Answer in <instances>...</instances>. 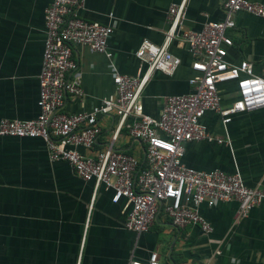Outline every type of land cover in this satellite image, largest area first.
Segmentation results:
<instances>
[{
    "label": "crops",
    "instance_id": "0c3cea01",
    "mask_svg": "<svg viewBox=\"0 0 264 264\" xmlns=\"http://www.w3.org/2000/svg\"><path fill=\"white\" fill-rule=\"evenodd\" d=\"M181 0H84L80 18L112 27L107 51L115 71L143 74L134 52L142 40L160 45L167 29L170 4ZM264 5V0H248ZM50 0H0V120H33L38 115L37 76L43 48V10ZM111 15V16H109ZM223 19L218 0H185L184 30L198 31L205 22ZM226 31L231 46L225 61L250 62L264 74V19L246 13L233 16ZM168 51L180 63L171 76L148 75L141 91L142 113L157 117L165 96L187 94L194 75L185 45L174 39ZM71 58L80 76L81 98L67 97L63 111H89L113 91L109 61L73 45ZM221 104L234 100L233 82L218 85ZM199 123L227 144L191 141L181 162L197 171L239 174L249 188L264 189V108L230 116L226 124L212 112ZM115 117L98 121L99 134L85 156L111 145L142 160V146L121 129L112 140ZM111 191L82 181L64 162L50 161L39 138L0 137V264H128L145 261L151 252L159 264H264V201L237 219L234 201L201 204L198 214L211 231L198 226L175 229L161 216L144 233L124 228L123 199L110 201ZM215 250L220 254L214 256Z\"/></svg>",
    "mask_w": 264,
    "mask_h": 264
},
{
    "label": "built area",
    "instance_id": "2783aa9c",
    "mask_svg": "<svg viewBox=\"0 0 264 264\" xmlns=\"http://www.w3.org/2000/svg\"><path fill=\"white\" fill-rule=\"evenodd\" d=\"M218 3L223 19L205 22L198 31L181 27L185 0L170 4L162 43L140 42L134 57L145 70L131 77L118 74L111 62L107 41L112 27L79 17L84 0H50L42 15L38 115L28 121L1 119L0 137L41 139L50 161L66 163L76 177L91 181L94 188L109 189L112 203L123 199L127 208L124 228L136 234L146 232L159 216L175 229L198 226L203 233H209L210 226L197 212L201 204L234 201L236 218L246 217L250 209L264 201V189L246 187L237 173L197 171L181 162L187 142L228 143L199 123L205 112L217 114L224 125L233 114L264 108V74L256 75L250 62L233 65L224 59L225 49L232 44L226 31L234 27V14L264 19V5L248 0ZM176 38L191 58L194 75L187 80L190 91L163 97L157 117L152 118L142 113L141 91L151 72L171 76L178 67L180 60L168 51ZM73 45L102 54L109 61L113 91L89 111L65 113L67 97L83 96L77 66L71 58ZM228 82L234 83L236 97L229 105H222L218 85ZM103 117L116 118L112 140L124 129L142 146V160L115 151L111 145L98 149L93 156L78 152V148H93L99 134L98 121ZM219 254V250L213 253ZM128 264L159 261L151 252L145 261L129 260Z\"/></svg>",
    "mask_w": 264,
    "mask_h": 264
}]
</instances>
